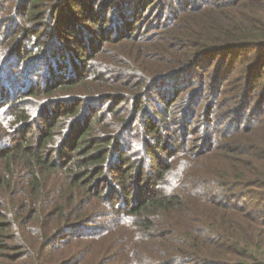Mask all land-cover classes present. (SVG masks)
I'll list each match as a JSON object with an SVG mask.
<instances>
[{
  "label": "trees",
  "instance_id": "16d2710c",
  "mask_svg": "<svg viewBox=\"0 0 264 264\" xmlns=\"http://www.w3.org/2000/svg\"><path fill=\"white\" fill-rule=\"evenodd\" d=\"M155 2L0 0V264L65 233L92 264L103 204L134 264H264V0H171L139 36Z\"/></svg>",
  "mask_w": 264,
  "mask_h": 264
},
{
  "label": "rangeland",
  "instance_id": "374dc122",
  "mask_svg": "<svg viewBox=\"0 0 264 264\" xmlns=\"http://www.w3.org/2000/svg\"><path fill=\"white\" fill-rule=\"evenodd\" d=\"M157 1L161 3L159 4V7H156L155 5ZM170 1L171 0H156V2L153 5H151L144 11V15L137 25L138 30L140 32V35L138 32L139 36L147 35V36L153 37L154 35H156L160 27H153L152 25L153 20L156 19L155 15L157 14L165 15V13H169V9L163 10L161 7L164 5L168 6ZM171 22H173V20H171ZM109 24H111L110 20L108 22V25ZM137 26H135L134 32L137 31L136 30ZM120 45H123V44H120ZM104 50L105 51H103L102 53L107 54V55L110 54L109 50L107 51L106 48ZM110 71H107V74H106L107 76L113 77V78H115L116 76L121 81L123 79H126L123 75H121L122 74L121 70L117 72V70L110 69ZM125 71H126V68H125ZM191 71H194V68L186 72L185 76L182 77V79H180V82L184 84L183 81L185 80V85L189 84L191 88H194V89L201 87L202 83L204 87L207 88V85H209L210 80H212L215 74L214 66H210L209 69H206L204 71L200 70V72L195 70L194 72L191 73ZM191 74L195 75L196 77L192 78L194 79V81L189 83L188 81H186V79ZM234 76H239V73L235 72ZM135 82H136V78L133 77L130 80V84H133ZM229 89L231 88L229 87ZM230 93L231 92L228 90V92H225L222 96H224L225 99H229V98L231 99ZM195 94L198 96V91H196ZM204 96L205 98L203 99L204 101L203 103L205 102L209 103L213 99L211 94H204ZM220 104L222 105V107L227 106V103H220ZM237 189H241V188H237ZM84 205L86 208L90 207L94 211L95 207L97 206V203L95 199H91V200H88L86 203H84ZM87 217L89 216H85L84 221L89 219ZM93 221L94 223L90 222V224L88 223V224H83V225L85 226L95 225L96 223L105 225V223H108V226L111 227V232H109L108 234H106L105 236L101 238L102 242H105L106 244L105 246H103L102 255L99 256V259L97 257L92 258V264H134L130 260L129 246H128L129 240L131 239V233L129 232L128 229H126L124 233L120 230V225H123L124 223L123 220H119V224H118V222L115 221V214L109 209L107 204H103V206H100L97 210L94 211ZM126 225L127 224H125V226ZM117 232H120V235L117 236L116 235ZM66 235L67 234L65 233L66 238L64 241L54 243L52 248L53 247L55 248L52 249L48 255L45 254L46 264H57V263L61 264L62 262H65V260H71V258L73 259L74 263L80 264L77 261L81 259V257H83L85 254V251H86L85 250L86 249L85 238H81L78 236H69V235L66 236ZM122 235L124 236V241L127 246L121 245L120 238Z\"/></svg>",
  "mask_w": 264,
  "mask_h": 264
}]
</instances>
